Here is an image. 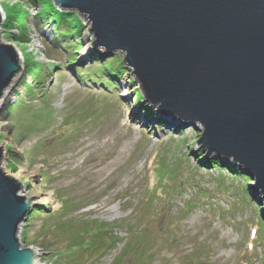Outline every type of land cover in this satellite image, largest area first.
<instances>
[{
    "label": "rangeland",
    "instance_id": "1",
    "mask_svg": "<svg viewBox=\"0 0 264 264\" xmlns=\"http://www.w3.org/2000/svg\"><path fill=\"white\" fill-rule=\"evenodd\" d=\"M54 8L0 0V40L21 69L0 106V169L37 214L18 228L22 249L41 264H73L65 252L78 225H61L76 220L115 227L118 243L75 257L78 264H264V224L254 211L264 217V201L250 190L255 205L245 203V183L207 165L238 168L207 157L201 125L184 128L145 103L124 56L95 50L85 20ZM52 20L63 21L58 31L77 24L79 36L63 39ZM117 63L125 70L107 92L103 69ZM156 189L157 202L146 203Z\"/></svg>",
    "mask_w": 264,
    "mask_h": 264
},
{
    "label": "water",
    "instance_id": "2",
    "mask_svg": "<svg viewBox=\"0 0 264 264\" xmlns=\"http://www.w3.org/2000/svg\"><path fill=\"white\" fill-rule=\"evenodd\" d=\"M50 2L85 20L95 50L124 56L145 103L184 128L201 125L207 157L232 161L264 201V0ZM20 71L0 40V102ZM20 191L0 169V264H37L17 240L32 209Z\"/></svg>",
    "mask_w": 264,
    "mask_h": 264
},
{
    "label": "trees",
    "instance_id": "3",
    "mask_svg": "<svg viewBox=\"0 0 264 264\" xmlns=\"http://www.w3.org/2000/svg\"><path fill=\"white\" fill-rule=\"evenodd\" d=\"M43 1V0H42ZM37 3V1H36ZM55 12H58L55 8L54 10ZM68 17H71L72 20L76 21L74 18L77 16L74 14H66ZM61 20H64V17L61 19ZM63 22V21H62ZM62 22H57L56 20H52V25L54 26V28H56V31H58V29L60 28L59 25L62 26ZM81 23V22H80ZM78 31H79V27L77 26V24L75 26H71V25H63V28L61 31H58L57 33L58 34H61L60 36L63 38V39H67L66 35L64 34H71L70 36H73L76 38L77 36H79L78 34ZM77 40V39H76ZM77 44H79L77 42ZM118 67L117 66H114L112 67L111 65L110 66H106L103 73L107 74V77H109V80H114L115 83L117 82L116 80L119 78L120 75H122L123 71L125 69H123L121 67V64H118ZM115 68V69H113ZM103 73H99V75H97V78L99 79L100 77H103L104 74ZM81 75H83L81 73ZM88 78V77H87ZM104 79V78H103ZM107 81L105 80L106 84L105 86L107 87V91L108 92H114V90L116 89V86L115 84L112 82V81ZM87 82V80H86ZM95 84V82H93ZM98 86H103L102 82H99L98 83ZM104 86V89L106 88ZM200 153V152H199ZM188 160V157H185V160ZM207 166L209 167H212V169H215L217 171H220V169L222 167H224L229 173H231V175H233L234 177H236V179L238 181H243L245 183V186L244 188H242V192L244 193L242 198L243 200L245 201V203L249 204V203H253L255 205V199L256 197L254 195L251 194L250 190H251V187H249V183H251V181L249 180V178H247L245 175H242L236 168H234L233 166H224V165H221V163L217 160L215 161H211ZM196 169H198L196 166H195ZM221 171H224V170H221ZM173 176H175L176 174V171H173ZM158 190H154V192H150L151 195L148 196L147 198V201L146 203L148 202H154L157 200L155 198H151L153 196H155L157 194ZM157 199L163 201L161 199V197L159 195L156 196ZM64 206H68L67 204H64ZM148 206V204H147ZM151 207H153V204L150 205ZM185 206L188 208L190 205L189 203L185 204ZM66 209V208H64ZM160 209L157 208L155 209L156 211H158ZM256 210V223H260V225H263L264 224V217L262 216V212H261V209L260 207H254V211ZM32 215L34 216L36 213H34L33 211L31 212ZM30 213V214H31ZM28 215L27 217V220L29 219V217H31L32 215ZM37 215V214H36ZM26 220V221H27ZM70 223H65V224H62L61 225V230H64V229H67L68 226L69 228L71 229L72 226H77V228L73 229V231L75 232V235L72 236V238L70 239L71 241H69V246H70V250L67 249L66 250V255L69 257V260L70 262H73V264H78L76 261H73V259H75V257L77 256H81L82 254H85V253H88V255L92 254V253H95L97 251H109V250H114L117 246V239L114 238L115 236V227L112 228L110 226H106V225H103V224H100V223H97V222H87V223H78L76 222V220H71L69 221ZM130 222H123V227L125 225H129ZM121 226V227H122ZM119 226V228H121ZM129 227V226H128ZM72 230V229H71ZM118 261H116L114 264H117ZM83 264V263H82Z\"/></svg>",
    "mask_w": 264,
    "mask_h": 264
},
{
    "label": "bare ground",
    "instance_id": "4",
    "mask_svg": "<svg viewBox=\"0 0 264 264\" xmlns=\"http://www.w3.org/2000/svg\"><path fill=\"white\" fill-rule=\"evenodd\" d=\"M2 12H3V11L0 9V16H1V18H2ZM2 20H3V19H2ZM19 56L21 57V55H19ZM3 99H4V98H3ZM1 105H3V100L0 102V106H1ZM18 243H19V242H18ZM21 249H22V247H21ZM33 253L35 254V256H38V255L36 254V252L33 251ZM35 258H36V257H35ZM36 260H37V259H36ZM36 263H37V264H41L39 260H37Z\"/></svg>",
    "mask_w": 264,
    "mask_h": 264
}]
</instances>
